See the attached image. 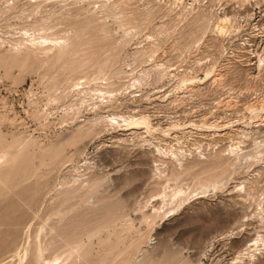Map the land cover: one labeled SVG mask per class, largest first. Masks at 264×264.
<instances>
[{
  "label": "rangeland",
  "instance_id": "rangeland-1",
  "mask_svg": "<svg viewBox=\"0 0 264 264\" xmlns=\"http://www.w3.org/2000/svg\"><path fill=\"white\" fill-rule=\"evenodd\" d=\"M142 4L139 1L136 6ZM263 7H249L252 16L248 22L224 42L212 40L211 32L205 34L203 26L186 24L187 48L174 50L170 40L156 54H133L136 47L148 44L152 26L136 30L127 25L132 38L120 44L124 30L112 19L113 37L88 33L80 51L55 67L44 66L41 61L38 65L37 60L25 62L26 66L13 64V54H3L9 48L5 44L0 50V264H44V258L61 254L64 264H240V252L261 231L260 224L249 216L256 203L264 202V172L256 202L235 205L232 190L263 162L250 170H235L224 157L216 170L197 167L178 174L171 182L173 188L193 191L201 182L217 179L226 186L206 199L189 203L176 216L145 218L144 214L153 212V205H163L166 184L155 179L152 152L156 145L178 147L179 140L183 147L195 149L210 143L227 154L230 146L240 142L246 151H253L255 143L264 144V72L258 75L255 66H250L257 61L252 53L262 54L264 49V34L254 29L263 19ZM219 8L215 9L217 13H221ZM224 8L229 14L242 16L247 11L235 3ZM206 9L212 8L209 5ZM83 18L58 15L55 32L78 30L77 22ZM7 23L14 27L9 28ZM21 24L18 19L0 20V35L13 32ZM203 37L208 48L202 45L199 50L197 45ZM153 62L165 64L170 73L162 81L142 87L136 93L142 97L132 99L127 95L123 103H131L130 108L104 110L135 116L134 140L120 142L125 138L122 132L109 130L82 142L71 139L73 129L91 114L77 106L68 110L72 81L84 71L80 65L86 64L84 73L96 65H102L107 74L129 72L127 65L140 73ZM218 75L221 80L214 82ZM77 167L80 173L75 171ZM169 167L171 174L173 167ZM93 173L104 182L90 192L93 198L88 195L82 198L83 203L78 201L81 212L102 205L110 207L121 200L129 189L123 186L125 180L137 173L138 190L130 199L124 198L129 203L115 219H109L106 211L100 216L89 214L85 229L74 239L57 237L50 231V224L60 219L58 204L76 175ZM102 199L106 203H97ZM241 218L249 220L246 223L250 225H236ZM40 240L44 252L37 261ZM260 249L257 258L241 264H264V246Z\"/></svg>",
  "mask_w": 264,
  "mask_h": 264
},
{
  "label": "bare ground",
  "instance_id": "bare-ground-1",
  "mask_svg": "<svg viewBox=\"0 0 264 264\" xmlns=\"http://www.w3.org/2000/svg\"><path fill=\"white\" fill-rule=\"evenodd\" d=\"M139 1H143V4L136 6ZM202 2L206 3L203 5ZM230 3H235V5L245 8L247 10L246 15L229 14L224 7ZM260 4L264 6V0H193V3H186L185 0H3L0 7V20L18 19L22 24L16 25V29L14 28L13 32L1 33L0 50L5 44H8L9 48L6 51L4 50L3 54H13L10 60L16 65L24 64L30 60H37V64L38 61H41L44 66L48 64V67L50 65L55 67L57 64L65 63L68 58L75 56L80 51L83 46V38L88 33L95 32L103 37H113L114 31L111 29L110 19L118 24L120 30H124L119 41L120 44L132 38V32L126 30L127 25L133 26V29L136 28V30L140 26H152L151 33L147 39L149 40L148 44L136 47L133 54H156L162 45L170 40L173 42L174 50H181L187 48L185 38L189 34L186 32V24L203 26L205 34L208 31L211 32L212 40H222L224 42L232 38L243 27V24L246 21L248 22V18L252 16L248 8H253ZM209 5L212 8L210 11L206 9ZM218 6L221 8V13L215 11ZM58 15L65 16L67 19L82 16L85 18L77 22L80 27L78 30L71 29L64 34H59L55 32L57 27L55 22L58 20ZM262 17L261 23L256 24L254 29L264 34V9ZM157 20L160 22L156 23ZM7 26L9 28L14 27L9 24ZM78 31H80L81 35ZM199 42H197L199 43L197 45L199 50L202 45L208 48L206 38L203 37ZM252 54H255L257 61L255 64H250V66H255L258 75H260L264 72V49L262 54L255 51ZM149 59L153 61L152 56ZM22 66H26V63ZM127 67L130 68L129 72L119 70L107 74L102 65H96L85 73L84 71L88 69L86 64L79 66V69L84 71L72 81V90L67 95L70 107L68 110L77 106L78 110L84 109L91 114L80 121V124L75 127L76 129H73L71 139L82 142L92 135L101 134L106 130L122 132L125 138H120V142L135 139L137 136L135 116L118 111L106 113L104 110L115 106L117 108H130L131 103L127 106H124L126 104L123 103L125 102L124 100H127V95L132 99L142 97L136 94L142 87L162 81L170 71L165 64L154 62L140 73H135L132 65H127ZM220 76L214 77V82L220 81ZM174 77L176 78L177 76L175 75ZM151 128L154 129L153 127ZM176 141L178 147L156 145L155 151L152 152L155 158V179L160 182L163 181L166 187L164 194L161 196L162 207L153 205V212L144 214L145 218H156L162 215L176 216L189 203L194 200L206 199L211 193H217L226 186L223 180L217 179L212 182H201L200 188L193 191L189 189V191H186L182 187L173 188L171 182L177 179L178 174L190 172L197 167L202 170H216L224 157H226V162L235 170H250L256 163H264V144L262 142L255 143L253 151L244 150L243 143L240 142L238 145L230 146L226 150L228 153L224 154L225 151H219V148L216 149V144L209 143L206 148L198 146L195 149H187L181 145L179 140ZM80 150L81 148H78L77 151ZM170 165L173 167L171 174H169ZM79 170V167L75 169L76 172L80 173ZM263 172L264 165H261L260 169L253 171V174L244 177L242 181L235 185L232 190V194H235V205H245L247 202L251 203L252 201L256 202L257 186L260 183L259 178L262 177L261 174ZM137 174H133L134 176L132 175L131 178L125 180L123 186H127L129 189L121 200H117L110 207H107V205H102L106 203L102 199L97 202L102 206L96 210L89 209L82 210V212L77 209L78 201H82L84 197L86 199L88 195L90 199L93 198L90 192L101 187L104 181L97 173L87 177L80 174L76 175L71 181L70 190L58 204L59 212L57 215H60V219L50 224V231L55 232L57 237L72 240L77 232H82L85 229L86 219L88 220L89 214L97 213L100 216V212L104 213L106 211L105 213L109 215V219H115L129 203L124 198L133 196L138 190V186H135V182L139 181ZM171 188L172 190H168ZM97 197H94V199ZM249 217H251L252 221H257L260 224V230L263 231L264 202L256 203L254 212ZM248 221L241 218L236 220L235 224L245 227L249 224L246 223ZM261 231H257V238L253 239V242L251 241L252 243L244 252H240L237 257L238 263L241 264L245 259L254 260L261 254H257L258 251H261L260 247L264 246V234ZM41 236L42 230L38 238L40 239ZM59 240L57 241L58 243L60 242ZM38 246L39 251L36 259L40 261L44 252L41 240ZM61 256H57L54 259L44 258V264H64L62 259L64 257Z\"/></svg>",
  "mask_w": 264,
  "mask_h": 264
}]
</instances>
